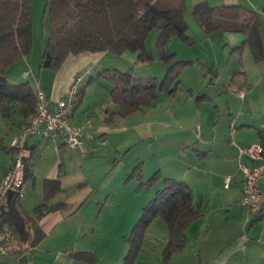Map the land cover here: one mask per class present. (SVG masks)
I'll return each mask as SVG.
<instances>
[{
	"label": "crops",
	"instance_id": "crops-1",
	"mask_svg": "<svg viewBox=\"0 0 264 264\" xmlns=\"http://www.w3.org/2000/svg\"><path fill=\"white\" fill-rule=\"evenodd\" d=\"M199 1H206L211 5L240 4L264 16V0H185L189 21L187 29L192 27L197 41L206 53L208 63L214 69L212 74L216 76V79L212 85L216 84L218 76H222L220 75L221 69L225 71L233 69L239 77L235 86L232 87L228 81L224 80V92L231 93L234 98H238L236 95V91L240 90L238 82L242 83L241 88L244 94L240 102L226 101L225 109L229 117L222 114L218 118L223 119L222 127H218L217 123L207 128L206 124L198 122L197 117L193 116L190 119L188 115L179 116L175 113L172 109V98L176 91L172 95L159 93L158 101L151 106H145L126 117H115L114 124L109 125L103 120L105 109H114V105L109 103V88L103 83L97 95L93 90V102L83 103L82 101L83 105L80 106H78L79 102H76L70 111L69 122L71 124L78 125L84 124L87 120L90 121V125L84 126L83 130L91 136L85 135L82 138L81 149L70 147L60 134L31 135L27 138V154H30L29 160H32L33 175L25 181L23 196H15L10 204L3 201L2 209L13 221V225L8 221L3 222L4 228L14 230L16 238L12 241L13 248H10L7 255H12V258L0 257V264H21L19 257L22 254L19 255L18 252L22 248H27L25 253H31V264L39 262L36 258L34 259V250H42L51 254L48 264H98L95 248L90 247L86 241L84 242L93 232V226L96 225L99 215L95 216L93 211L88 213L89 208L93 207L91 195L95 189L83 167L85 157L91 154V149L99 143L104 145L105 151L112 155L149 139L155 141L156 146L158 145L159 148L154 149L156 152L157 150L164 152L166 148L162 147L169 144L172 147L170 156L174 162L172 161L173 164L167 171L158 168L155 172L160 174L161 181L163 177L174 178L184 181L191 188L194 202H200L203 210L202 216L195 221L202 222L198 224V228L204 234L211 233L213 230L211 225L213 215L211 210L206 208L209 206H207L202 186L210 185V187L217 188L222 186L221 188L225 190V199L237 202L243 208L239 203L243 183L242 173L238 168L237 147H246L258 142L264 143V59L254 61L247 45L237 48L242 45L245 38L241 33L214 31L211 34H205L193 21L191 15L193 5ZM260 35L264 41V23L260 26ZM245 47L250 52V55L246 53L249 55L246 59L247 64L251 62L253 65L251 66L252 73L247 71L244 64ZM107 52L109 51H85L68 55L56 75L48 80L49 83L44 88L48 105L50 107L55 105L56 100L64 95L73 78L76 75H82L81 71L91 74L94 68L99 70L104 67L101 61ZM233 54H235L234 68L230 69ZM121 55L131 59L137 58L135 53L129 51H124ZM21 59L28 61L27 56ZM185 60L193 61L190 58ZM197 61L201 59L198 57ZM19 77L23 78V75ZM32 78L33 81L37 79L33 73ZM211 80L212 75L209 78V81ZM14 81H20V79ZM231 82L233 83V80ZM187 89L193 94V86ZM253 92L258 98L252 95ZM197 98L206 101L213 100L204 88ZM215 107H218V103ZM91 108L95 112L90 110ZM212 119L215 122L218 121V119ZM229 126L231 132H229ZM21 131V125L5 121L0 117V179L13 162L14 151L9 147V142L13 137L20 135ZM243 160L251 163L246 158ZM138 163L141 166L142 161L137 159L130 173ZM226 175L231 177L227 187L224 186ZM150 176L142 174L144 179ZM45 179H58L60 185V189L49 199L48 204L55 206L64 203V206L50 209L40 219H37L35 207L43 199ZM259 186L262 200L257 209H251L256 212V216L250 221L248 233L249 235L252 232L250 238L256 235L264 236V174L259 179ZM195 196L199 199L196 200ZM221 204V209H223L226 206V200H223ZM4 217L2 216L1 220ZM203 221L206 222L203 223ZM36 225L43 235L37 243L32 244ZM254 226L257 232L252 231ZM22 235L23 238H21ZM248 235L239 234L225 245L212 247L215 248L216 253L212 258L213 261L217 264H227L232 255L242 253V258L247 263L260 264L264 261V243L257 239H250ZM79 252L94 255L95 261L82 260L73 255ZM148 253L138 256L134 264H145ZM117 264H121V260ZM154 264L161 263L156 260Z\"/></svg>",
	"mask_w": 264,
	"mask_h": 264
},
{
	"label": "trees",
	"instance_id": "trees-1",
	"mask_svg": "<svg viewBox=\"0 0 264 264\" xmlns=\"http://www.w3.org/2000/svg\"><path fill=\"white\" fill-rule=\"evenodd\" d=\"M185 10V0H50L51 29L46 38L48 66L58 70L68 55L85 51H109L116 55L129 51L135 53L138 60H151L153 55L145 49V38L153 28H159L160 35L156 41L158 57L167 66L161 81L156 77L134 76L130 71L116 68L98 72L111 87L109 102L114 105V109H105L103 120L113 125L115 117H126L145 106H151L158 101L159 93L172 95L180 85V71L192 61L177 59L168 44L176 36L191 42L187 35ZM192 16L205 34L214 31L243 34L244 41L237 48L247 45L254 61L264 59V41L260 35L264 16L258 12L235 3L211 5L199 1L192 7ZM160 21L162 27H158ZM31 47L30 0H0V117L22 127L36 113L35 89L27 81L10 82L4 74L16 59L27 56ZM77 100L76 97L75 103ZM29 157L30 154L24 157V181L33 175ZM133 172L138 175L139 186L160 175L155 172L144 179L139 163ZM59 189L58 179H45L43 199L35 207L37 219L50 209L64 206V203L55 206L48 204ZM7 214L1 205L0 234L11 231L14 240V230L3 225L5 221L13 225ZM202 214L201 203L194 202L192 190L184 181L163 177L162 186L141 208L140 216L134 222L130 234L125 237L129 249L122 264H134L138 256L150 251L148 246L152 245L148 242L146 230L155 217L164 220L167 227L162 261L163 264H170L171 254L186 243L185 231L188 226ZM2 216H5L4 221L1 220ZM42 235L36 225L31 243H37ZM26 250L19 249L18 254ZM73 255L82 260L95 261L92 254L79 252Z\"/></svg>",
	"mask_w": 264,
	"mask_h": 264
},
{
	"label": "rangeland",
	"instance_id": "rangeland-1",
	"mask_svg": "<svg viewBox=\"0 0 264 264\" xmlns=\"http://www.w3.org/2000/svg\"><path fill=\"white\" fill-rule=\"evenodd\" d=\"M49 2L50 0H30L32 26L31 51L27 55L28 61L18 58L6 69L4 75L8 81L18 82L14 80H18L19 78L20 81H27L34 87L33 73L44 89L49 83L48 80L56 75L57 70L44 65L46 61V38L51 29ZM187 18L188 12L185 10L184 19L188 24ZM192 19L197 24L193 16ZM159 35L160 29L153 28L145 38V49L153 55L151 60L131 59L125 55L107 52L101 61L104 67L99 70L94 68L91 74L81 71L87 84H82L76 93V97L80 100H77V103L79 102L78 106L83 105L82 101L83 103L88 101L93 102L94 93L95 95L99 93L100 86L103 83L107 84L110 92L111 87L106 78L103 75H98V72L106 68H116L121 71L127 70L134 76L156 77L161 81L167 66L158 57L156 41ZM187 35L191 39L190 43L176 36L171 38L168 44L169 50L176 53L177 59L190 58L193 60L180 71L179 76L182 82L172 98V109L179 116L185 114L190 119L193 116L197 117L198 122L206 124L207 128L217 123L218 127H222L223 119L220 120L218 118L222 114L228 116L225 109L226 101L239 103L242 98L237 94L238 98H234L233 94L224 92V80L228 81L232 87L235 86L234 84L237 83L236 80L239 77L237 73L233 72V69L232 71L221 69L220 75L222 76H218L216 84L212 85L216 79V76L212 74L214 69L208 63L206 53L197 41V37L191 26L187 29ZM212 37L214 38V36ZM246 53L250 55L247 47H245V54H243L244 64L247 71L252 73L251 66L253 65H251V62L247 64L246 57L249 55ZM198 57L201 61H197ZM234 59L235 54L232 55V67L230 69L234 68ZM25 70L29 71L28 76L25 78L19 77V75H23ZM228 71L230 72L228 73ZM210 75H212L211 81H209ZM231 80H233V83ZM238 84L240 90L243 91L241 88L242 83L238 82ZM190 86L194 88L193 94L187 89ZM203 88L207 94L211 95L212 101L197 98V95ZM252 95L258 98L255 92ZM217 103L218 107H215ZM90 110L94 111L93 108ZM212 118L218 119V121L215 122ZM228 128L229 132H231V127L229 126ZM104 148V145L100 143L96 144L95 148L91 149V154H88L84 161V172L90 177L95 189L91 195L93 207L89 208L88 213L93 211L95 216L99 215L96 225L93 226V232L88 235L87 240L85 239L84 242L86 241L90 247L95 248L98 264H117L120 260L122 264L124 255L129 249V243L125 240V237L130 234L136 218L140 216L141 207L148 203L154 197L156 190L162 186L160 177H156L150 182L148 180L146 184H140L139 188L135 189L138 187L140 180L136 172L130 175L131 169L134 167L136 160L139 159L142 161L140 166L142 174L144 176H152L158 168H162L164 171L171 168L170 166H172L174 159L170 156L172 147L169 144H165L162 147L166 148L164 152L158 150L156 152L154 149H158L159 147L158 145L156 146L155 141L153 142L150 139L126 150L123 149L119 153L116 152L113 155L107 153ZM108 148L112 151L109 146ZM219 187L202 186L207 206H209L206 208H209L213 215L211 219L212 232L204 234L198 228V224L202 222H192L185 231L187 237L185 245L180 250L171 254L170 264H217L212 259L216 254L215 248L212 247L225 245L236 235H248L250 221L256 216V212L246 207L241 208L237 202L225 199V190L221 188L222 186ZM195 199L198 200L199 198L195 196ZM223 200H226V206L221 209V202ZM205 222L203 221V223ZM254 229L252 231L257 232V228ZM251 233L248 237L252 236ZM146 236L149 244L151 243L152 246H148L150 251L146 255L147 260H143L144 263L154 264L158 260L163 264L162 252L167 238V227L164 220L160 217H155L146 230ZM251 238L264 243V236L256 235ZM8 248L10 250L13 246L10 245ZM33 254L34 259L36 258L39 261L38 264H48L51 258V254L49 255L42 250H34ZM242 256V253H238L236 256L232 255L227 264H252L251 262L247 263ZM7 257L12 258V255ZM260 264H264V261Z\"/></svg>",
	"mask_w": 264,
	"mask_h": 264
},
{
	"label": "built area",
	"instance_id": "built-area-1",
	"mask_svg": "<svg viewBox=\"0 0 264 264\" xmlns=\"http://www.w3.org/2000/svg\"><path fill=\"white\" fill-rule=\"evenodd\" d=\"M28 70L23 72V77H27ZM83 75H76L63 96L58 98L53 107L47 103V95L38 79L34 80V89L37 97L36 113L22 127L20 135L13 137L9 142V147L13 149V162L3 173L0 179V207L9 190H14L16 196L24 194V157L27 155V138L31 135H54L60 134L66 143L72 147L82 148V138L85 135L84 126L90 125V121L84 124L73 125L69 122V114L76 101V93L82 84H85ZM236 94L243 97V91L237 90ZM238 168L242 173V194L239 203L248 209H257L262 200V193L259 186V179L264 174V143L258 142L246 147H237ZM246 158L248 161L243 160ZM253 161H257L253 164ZM231 177L224 176V186L227 187ZM13 241L11 231L0 234V257H5L9 253V246Z\"/></svg>",
	"mask_w": 264,
	"mask_h": 264
},
{
	"label": "water",
	"instance_id": "water-1",
	"mask_svg": "<svg viewBox=\"0 0 264 264\" xmlns=\"http://www.w3.org/2000/svg\"><path fill=\"white\" fill-rule=\"evenodd\" d=\"M158 27H162V21L158 24ZM46 61L44 62L45 66H48V58H49V53L46 52L45 55ZM16 196V193L14 190H9L4 198V203L10 204L12 199ZM19 262L21 264H31V253H24L19 257Z\"/></svg>",
	"mask_w": 264,
	"mask_h": 264
}]
</instances>
